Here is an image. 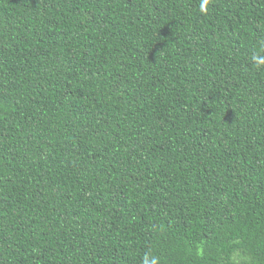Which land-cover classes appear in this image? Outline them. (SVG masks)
Segmentation results:
<instances>
[{"label":"trees","instance_id":"trees-1","mask_svg":"<svg viewBox=\"0 0 264 264\" xmlns=\"http://www.w3.org/2000/svg\"><path fill=\"white\" fill-rule=\"evenodd\" d=\"M0 0V264H264V0Z\"/></svg>","mask_w":264,"mask_h":264},{"label":"clouds","instance_id":"clouds-1","mask_svg":"<svg viewBox=\"0 0 264 264\" xmlns=\"http://www.w3.org/2000/svg\"><path fill=\"white\" fill-rule=\"evenodd\" d=\"M206 3L207 0H205V3L201 5V11H206V7H205ZM152 264H155V260L152 261Z\"/></svg>","mask_w":264,"mask_h":264}]
</instances>
